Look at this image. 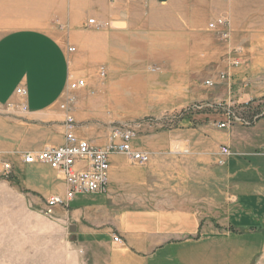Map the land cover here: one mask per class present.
I'll use <instances>...</instances> for the list:
<instances>
[{
    "label": "crops",
    "instance_id": "0c3cea01",
    "mask_svg": "<svg viewBox=\"0 0 264 264\" xmlns=\"http://www.w3.org/2000/svg\"><path fill=\"white\" fill-rule=\"evenodd\" d=\"M215 3L212 13L227 21L230 39L223 43L207 34L205 52H200L197 42L203 38L198 33L190 37L196 64H217L226 76L213 79L222 93L209 102L223 103L234 113L247 102L264 104V0ZM126 31H114L111 50L115 62L126 58L125 68L131 70L137 44ZM178 35L176 70L183 53ZM85 42L83 31L61 37L31 28L0 34V153L12 160L20 184L45 201L64 198L66 183L48 165L27 164L24 156L63 146L67 115L77 123V108L67 112L61 104L72 78L87 84L77 95L93 83L82 66L90 47ZM235 59L240 65H234ZM19 88L27 95L18 94ZM253 108L236 115L248 125L237 122L221 129L218 123H181L146 134L141 148L132 146L151 155L147 165L112 155L108 191L78 195L58 207L55 217L75 228L86 251H111V264H264V117L253 115ZM76 135L100 148L110 144L78 127ZM223 147L231 154L219 165Z\"/></svg>",
    "mask_w": 264,
    "mask_h": 264
},
{
    "label": "rangeland",
    "instance_id": "374dc122",
    "mask_svg": "<svg viewBox=\"0 0 264 264\" xmlns=\"http://www.w3.org/2000/svg\"><path fill=\"white\" fill-rule=\"evenodd\" d=\"M217 1L0 0V34L22 28L57 37L83 31L90 47L84 50L82 66L93 83L82 92L84 96L69 88L70 111L77 108L79 113L77 127L108 142L115 138L116 129L129 128L132 145L141 148L146 134L156 135L181 123L213 127L225 120L209 106L222 93L213 79L217 75L225 79L217 64H196L190 41L198 33L203 38L197 42L199 51L205 52L207 34L223 43L230 39L227 26L210 28L220 19L212 13ZM125 14L128 17L123 20ZM92 19L96 24L89 23ZM121 30H128L137 44L131 70L125 68L126 58L116 63L111 50L112 35ZM178 33L183 53L176 70ZM199 58L204 60L203 54ZM126 81H130L128 87ZM235 114L244 112L240 107ZM6 163L11 164L10 170L5 169ZM44 211L45 200L20 184L13 175L12 160L0 153V264H111V251L101 247L86 251L62 216L49 217Z\"/></svg>",
    "mask_w": 264,
    "mask_h": 264
},
{
    "label": "built area",
    "instance_id": "2783aa9c",
    "mask_svg": "<svg viewBox=\"0 0 264 264\" xmlns=\"http://www.w3.org/2000/svg\"><path fill=\"white\" fill-rule=\"evenodd\" d=\"M90 24H96L94 19L89 21ZM225 19H218L210 24V28H225L227 26ZM227 37V33H224ZM74 48H70V52H74ZM239 59L234 60V65H240ZM225 79V75H221ZM209 85L214 83L208 82ZM86 87L84 79L70 81L69 88L71 90H80ZM18 94L26 96V90L19 88ZM72 97H67V101L61 104V109L70 112L69 103ZM210 107L225 114L223 121L218 122V127L225 129L234 123L250 124L249 121L237 117L236 114L223 103L210 104ZM255 109L253 115L264 117V104L256 102H247L241 106L242 111ZM257 118V117H256ZM66 143L59 147H50L45 150L29 153L24 156L27 164H45L56 171L66 183V194L62 198L60 196H51L45 201V215L49 217L55 216V210L58 207H66L67 203L73 201L78 195L91 193H106L109 187V170L110 157L114 154L127 156L134 163L145 166L151 160L149 153L137 151L132 146V133L129 128L116 129L114 131V139L111 140L107 147L100 148L87 140L79 139L76 135L77 123L72 115H67L66 122ZM231 154L229 148L223 147L220 152L219 165H224L226 158ZM6 170L12 168L10 163H6ZM119 242V239H115Z\"/></svg>",
    "mask_w": 264,
    "mask_h": 264
},
{
    "label": "water",
    "instance_id": "95a60500",
    "mask_svg": "<svg viewBox=\"0 0 264 264\" xmlns=\"http://www.w3.org/2000/svg\"><path fill=\"white\" fill-rule=\"evenodd\" d=\"M167 1H168V0H159V2H161V3H165V2H167ZM71 231H72V232H75V228H72Z\"/></svg>",
    "mask_w": 264,
    "mask_h": 264
},
{
    "label": "trees",
    "instance_id": "16d2710c",
    "mask_svg": "<svg viewBox=\"0 0 264 264\" xmlns=\"http://www.w3.org/2000/svg\"><path fill=\"white\" fill-rule=\"evenodd\" d=\"M217 112L219 113L220 117H221V115H222V117H225V114L222 111H217Z\"/></svg>",
    "mask_w": 264,
    "mask_h": 264
}]
</instances>
